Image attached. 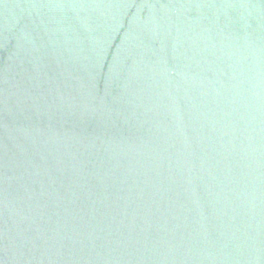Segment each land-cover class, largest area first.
I'll list each match as a JSON object with an SVG mask.
<instances>
[{
	"label": "water",
	"instance_id": "1",
	"mask_svg": "<svg viewBox=\"0 0 264 264\" xmlns=\"http://www.w3.org/2000/svg\"><path fill=\"white\" fill-rule=\"evenodd\" d=\"M0 264H264V0H0Z\"/></svg>",
	"mask_w": 264,
	"mask_h": 264
}]
</instances>
